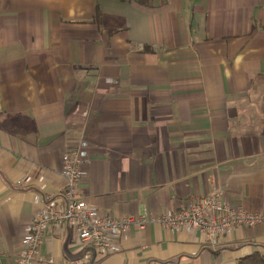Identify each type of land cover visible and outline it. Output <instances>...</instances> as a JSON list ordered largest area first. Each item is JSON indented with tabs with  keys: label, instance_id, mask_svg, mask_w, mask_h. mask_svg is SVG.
<instances>
[{
	"label": "crops",
	"instance_id": "1",
	"mask_svg": "<svg viewBox=\"0 0 264 264\" xmlns=\"http://www.w3.org/2000/svg\"><path fill=\"white\" fill-rule=\"evenodd\" d=\"M81 140L83 199L148 221L94 264L264 253V223L212 246L157 222L205 196L264 216V0H0V264H18L35 197L63 199ZM77 251L72 227L50 228L37 264Z\"/></svg>",
	"mask_w": 264,
	"mask_h": 264
},
{
	"label": "built area",
	"instance_id": "2",
	"mask_svg": "<svg viewBox=\"0 0 264 264\" xmlns=\"http://www.w3.org/2000/svg\"><path fill=\"white\" fill-rule=\"evenodd\" d=\"M89 163L90 143L86 140H81L64 152L60 173L65 182L63 199L35 197L40 209L29 231L21 238L22 251L18 264L38 263L50 228L72 227L78 236L79 257L75 264H94L95 256L121 252L119 240L132 226L139 229L146 227L148 221L145 218L127 217L118 220L83 199L80 187ZM157 222L165 229L198 230L206 242L214 246L237 228L252 229L264 223V216L242 206L222 202L216 196H205L200 200L186 201L179 210L159 217ZM49 263L53 264V260L50 259Z\"/></svg>",
	"mask_w": 264,
	"mask_h": 264
},
{
	"label": "trees",
	"instance_id": "3",
	"mask_svg": "<svg viewBox=\"0 0 264 264\" xmlns=\"http://www.w3.org/2000/svg\"><path fill=\"white\" fill-rule=\"evenodd\" d=\"M139 3H145V0H136ZM237 264H264V253L255 251L250 255L240 258Z\"/></svg>",
	"mask_w": 264,
	"mask_h": 264
}]
</instances>
